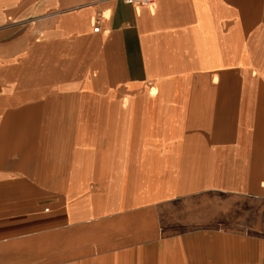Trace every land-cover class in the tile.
Here are the masks:
<instances>
[{
  "label": "crops",
  "instance_id": "1",
  "mask_svg": "<svg viewBox=\"0 0 264 264\" xmlns=\"http://www.w3.org/2000/svg\"><path fill=\"white\" fill-rule=\"evenodd\" d=\"M0 264H264V0H0Z\"/></svg>",
  "mask_w": 264,
  "mask_h": 264
},
{
  "label": "built area",
  "instance_id": "2",
  "mask_svg": "<svg viewBox=\"0 0 264 264\" xmlns=\"http://www.w3.org/2000/svg\"><path fill=\"white\" fill-rule=\"evenodd\" d=\"M122 1L132 6H136V5L150 6L154 3V0H122ZM98 29H99L98 26L93 27V31H98Z\"/></svg>",
  "mask_w": 264,
  "mask_h": 264
}]
</instances>
